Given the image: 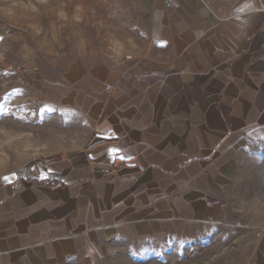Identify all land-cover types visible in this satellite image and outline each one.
Here are the masks:
<instances>
[{"label":"crops","instance_id":"crops-1","mask_svg":"<svg viewBox=\"0 0 264 264\" xmlns=\"http://www.w3.org/2000/svg\"><path fill=\"white\" fill-rule=\"evenodd\" d=\"M158 1L159 35L146 51L80 78L83 143L0 172L10 179L0 180V264H91L94 232L106 250L113 237L220 213L226 200L214 194L210 211L203 189L218 191L237 151L264 139V0L224 15L200 0ZM254 222L251 251L264 264V207Z\"/></svg>","mask_w":264,"mask_h":264},{"label":"rangeland","instance_id":"rangeland-1","mask_svg":"<svg viewBox=\"0 0 264 264\" xmlns=\"http://www.w3.org/2000/svg\"><path fill=\"white\" fill-rule=\"evenodd\" d=\"M203 1L224 15L246 0ZM160 7L158 0H0V172L83 143L80 78L146 51L159 35ZM235 158L236 171L220 173L218 191L203 189L210 211L214 194L226 200L220 213L174 219L158 225L155 236L113 237L106 250L94 232L86 241L91 264H257L251 248L262 228L254 217L264 207V139ZM184 228L192 235L167 234Z\"/></svg>","mask_w":264,"mask_h":264},{"label":"snow or ice","instance_id":"snow-or-ice-1","mask_svg":"<svg viewBox=\"0 0 264 264\" xmlns=\"http://www.w3.org/2000/svg\"><path fill=\"white\" fill-rule=\"evenodd\" d=\"M2 118L3 117L0 116V119H2ZM111 138H113V137L99 136V135L97 136L98 140H106V139H111ZM118 151H119L118 149H108L107 150V154L109 156H117L118 155ZM119 159L124 160V159H126V157L125 156H119ZM13 175H15V173H13ZM41 178H43V176ZM0 180H3L4 182H10V179H9L8 176L0 177Z\"/></svg>","mask_w":264,"mask_h":264},{"label":"built area","instance_id":"built-area-1","mask_svg":"<svg viewBox=\"0 0 264 264\" xmlns=\"http://www.w3.org/2000/svg\"><path fill=\"white\" fill-rule=\"evenodd\" d=\"M162 1L166 9H170L175 2V0H162Z\"/></svg>","mask_w":264,"mask_h":264}]
</instances>
